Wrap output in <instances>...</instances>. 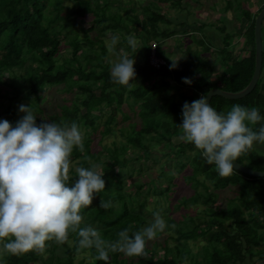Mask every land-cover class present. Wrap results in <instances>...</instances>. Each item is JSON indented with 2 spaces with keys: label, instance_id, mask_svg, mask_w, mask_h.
<instances>
[{
  "label": "trees",
  "instance_id": "obj_1",
  "mask_svg": "<svg viewBox=\"0 0 264 264\" xmlns=\"http://www.w3.org/2000/svg\"><path fill=\"white\" fill-rule=\"evenodd\" d=\"M194 1L204 4V0H0V118L15 122L24 114L19 104L25 103L37 113V122L52 119L79 124L84 148H74L70 173L75 176L76 166L96 163L106 181L105 189L94 196L92 204L81 209L83 224L94 225L105 240L115 241L122 228L136 231L150 223L149 217L161 199L174 203L163 208L168 227L158 232H167V237L163 241L155 239L153 245L147 241L142 254L110 250L108 260H104L94 246H79L78 233L70 230L69 239L63 243L46 241L43 252H4L0 259L5 264H243L250 256L261 258L264 177L235 169L230 175H219L215 164L207 163L201 155L202 150L184 140L179 125L186 100L191 102L219 87L212 79L214 67L203 64L198 57L200 51L191 48L188 61L171 60L165 55L166 39L183 34V29L189 33L204 27L188 19L177 24L164 9H188ZM237 2L243 5L241 0ZM233 4L228 0L225 9ZM262 8L249 26L251 56L235 62V73L229 75L222 89L242 90L253 76L255 19ZM243 9L250 16L251 12ZM90 18L91 26L82 29L83 22ZM113 33L121 38L117 47L138 60L131 86L111 79L106 40ZM129 34L137 37L135 49L127 44ZM153 42H157L155 54L165 60L159 68L150 63ZM173 64L175 67H170ZM72 80L74 89L67 91L66 83ZM259 85L260 80L251 93L238 99L213 96L211 104L223 111L239 103L258 107L264 114ZM185 86L200 94L183 93ZM53 89L67 91L70 96H64L57 109L46 112L43 98ZM261 123L264 121L256 122L254 130L258 131ZM251 149L246 151L249 165L238 162L264 171V155H254ZM150 161L160 165L156 175H152ZM174 167H178L177 172ZM187 169L190 172L182 177L191 186L195 207L179 217L174 213L191 205L185 194H180L177 201L172 196L181 190L176 181L178 173ZM227 188L234 193L233 198L219 203L220 191L228 192ZM150 195L159 196L155 208L145 200ZM101 199L110 201L111 206H100ZM144 200L147 202L142 203ZM170 239L176 243L170 245ZM191 240L202 242L197 252H193ZM158 249H163L164 255Z\"/></svg>",
  "mask_w": 264,
  "mask_h": 264
},
{
  "label": "clouds",
  "instance_id": "obj_2",
  "mask_svg": "<svg viewBox=\"0 0 264 264\" xmlns=\"http://www.w3.org/2000/svg\"><path fill=\"white\" fill-rule=\"evenodd\" d=\"M120 39L113 33L106 40L109 53L117 54L110 76L116 83L131 86L137 76L136 57L118 52ZM127 44L135 49L137 37L127 35ZM184 79L192 83L189 77ZM19 110L24 114L15 122L0 118V255L32 249L43 252L46 241L63 243L70 230L78 233L79 246H94L101 259L108 260L110 250L138 255L148 240L168 227L159 210L141 230L122 228L115 241L105 240L94 225L83 224L81 209L91 205L106 184L104 171L96 163L76 166L75 176L70 173L74 148H84L83 130L76 121L37 122L30 104L20 103ZM259 121H264V114L258 107L237 103L220 111L201 95L183 103L179 125L183 138L202 150L201 155L215 164L219 175L227 176L242 153L254 142H264V123L258 131L250 126ZM100 206L110 207L111 202L101 199ZM0 264L5 261L0 259Z\"/></svg>",
  "mask_w": 264,
  "mask_h": 264
},
{
  "label": "crops",
  "instance_id": "obj_3",
  "mask_svg": "<svg viewBox=\"0 0 264 264\" xmlns=\"http://www.w3.org/2000/svg\"><path fill=\"white\" fill-rule=\"evenodd\" d=\"M241 2L243 8L251 12L250 16H247L245 10L239 5V2H234L233 6L229 9L219 8V6L216 9L208 7L203 13L213 11L217 17L213 21L202 23L204 28L198 29L201 31L199 32L200 37L198 39L200 45L198 43L196 44L197 51H201L202 54H207L208 60L210 61L209 65L214 67L212 79L218 84V88H222L226 84V79L229 75L235 73V62H241L251 56L252 46L248 40L250 34L249 26L254 14L264 6V0H241ZM201 33L208 40L207 42L202 38ZM179 36L182 39L178 41H175L171 37L163 42V46L166 48L165 55L171 60L188 61L190 59L189 50L193 47L187 43L188 41L183 37L184 34H179ZM262 38L264 52V19L262 22ZM221 53L224 54L221 55ZM259 80V92L264 95V61ZM182 91L187 95L198 96L200 94L190 86H185ZM252 148L260 150L264 155V142H254ZM261 251L263 253L261 258L255 255L251 259L250 256L248 261L243 264H264V245Z\"/></svg>",
  "mask_w": 264,
  "mask_h": 264
},
{
  "label": "rangeland",
  "instance_id": "obj_4",
  "mask_svg": "<svg viewBox=\"0 0 264 264\" xmlns=\"http://www.w3.org/2000/svg\"><path fill=\"white\" fill-rule=\"evenodd\" d=\"M227 1L228 0H204V4L203 5H205V6H201L199 3H197V2H193L192 4V6H189V5H186V4H184V6H189L190 8H188V9H186L187 7H183V9H180V8H175V7H173V8H170V7H168V8H165L164 10H166V11H168L169 12V14L173 17L172 19H173V21L175 22V23H183V22H185V21H187V19L190 21V22H198V23H200V24H202V23H204V22H210V21H213V20H215L216 19V15L213 13V11H209L208 13H203L204 11H206V9H207V7H209V8H212V4H214V3H216L217 5H216V7L217 6H219V8H226L227 7ZM206 2H208L209 3V5H206L207 3ZM211 2H213V3H211ZM234 2H236V0L234 1ZM214 9H216V8H214ZM187 13H188V15H187ZM204 14V15H203ZM187 17V18H186ZM92 21H91V18L90 19H88L87 21H84L83 22V27H82V29H84V28H89V26H91V23ZM174 26V25H173ZM195 29V28H194ZM198 29V28H197ZM184 30V29H183ZM183 30H181V32L180 33H183L185 36H183V37H185L186 38V40L188 41L187 43H189L190 45H192V47H193V49L194 50H196L197 51V43H198V39H199V37H200V35H199V32L201 31H197V32H193V33H191V32H189L188 33V29H185L184 31ZM188 33V34H187ZM197 33V34H196ZM182 34V35H183ZM203 33H201V35H202ZM175 41H178V40H180L181 39V36H179V34L178 35H176L175 37H172ZM202 38H204L205 39V41L207 42L208 40L204 37V35H202ZM172 43H173V41H172ZM137 46H138V42H137ZM117 50H118V52L119 53H121V54H124V52H123V49L122 48H120V47H117ZM195 51V52H196ZM200 53V55H198V57L200 58V59H202V60H204L203 62V64H207V65H209V60H208V56H207V54L206 53H204V54H202L201 53V51L199 52ZM226 53V52H225ZM3 54V52H1L0 51V56ZM224 53H221V55H223ZM197 55V54H196ZM109 56H110V58H111V61L112 60H115L116 58H117V54L116 53H109ZM215 57V56H214ZM209 58H211V57H209ZM138 60L136 59V62H137ZM135 62V63H136ZM73 81L74 80H72V81H70V82H68V83H66V90L67 91H69V90H72V89H74V87H73ZM65 92V91H63V90H58V91H56V89H53V90H50V91H47L46 92V95H45V97L43 98V107H44V109H45V111L46 112H49V111H51L53 108H58V106L56 105L58 102H63V100H64V96H66V97H69L70 96V94L68 93V92ZM233 105V104H232ZM232 105H230V106H226L225 108H224V110L223 111H228L231 107H232ZM104 121V120H103ZM250 126L254 129V126H255V124H250ZM185 140V139H184ZM108 141H111L110 139L108 140ZM189 152H191V151H189ZM251 152L254 154V155H263V153L260 151V150H258V149H253L252 148V150H251ZM132 154H130V156H131ZM164 159H161V161H163ZM238 161H242L243 163H245L246 165H249V157H248V153L247 152H244V153H242L241 154V156H239L238 158H237V162ZM151 165H150V167L151 168H153L152 169V175H156L157 174V172L159 171V168H160V165L159 164H154V163H151V161L149 162ZM177 169H178V167H174V171L175 172H177ZM183 173H178V176H177V182L179 183V187L178 188H180L181 190L178 192V193H176V196H172V199H173V201H177L178 200V198H179V195L180 194H185V195H187L188 196V198H187V202H190L189 204L191 205L190 206V208H187V207H185V206H182L181 207V209H178L177 211H176V213H174V211L172 212V213H174L175 215H177V216H179L180 217V215H181V212H183V211H192V208L191 207H195L193 204H195V201H193L192 199V197H190L191 196V194L193 193V191H192V189H191V186H190V184L189 183H187L186 181H185V179L182 177V175H185V174H187V173H189L190 172V170L189 169H187V170H184V171H182ZM127 184L128 185H130V179L127 181ZM165 184H168L167 182H165ZM233 188H237V187H233ZM227 191L228 192H221L220 191V195H221V199H219V203H222V202H224L225 201V199H227L228 197H231V198H233V195H234V193L231 191V192H229L230 191V189L229 188H227ZM157 198H159V196H152V195H150L149 196V198H146L145 200H148V202L147 201H143L142 203H145V202H147V204L150 206V208H155V199H157ZM172 204H174V203H171V204H167L166 203V201L163 199H161V204H159L158 206H156V208H157V210H159L160 212H161V214L163 213V208H165L166 206H169V205H172ZM154 217H153V215H151L150 217H149V221L151 222L152 221V219H153ZM149 224V223H148ZM148 224H146L145 226H147ZM145 226H143V227H145ZM159 233H157V235H156V237L155 238H153V239H151V240H148V242L151 244V245H153V242H154V240L155 239H157V240H159V241H163V239L165 238V237H167V235H168V233L167 232H163L162 234H160V235H158ZM55 241V239H52V243ZM52 243H48L47 244V246H49L50 244H52ZM169 243H170V245H173V244H175L176 243V241L175 240H173V239H170L169 240ZM190 245L192 246V250H193V252H197L198 251V249L201 247V245H202V242H200L199 244H198V242L197 243H194L192 240L190 241ZM159 251V254H161V255H164V251H163V249H158ZM57 252L58 253H62V251L60 250V248H58L57 249ZM205 252H207L206 250H205ZM82 254H80V255H78V257H80ZM46 256H47V253H46ZM143 257V256H142ZM184 264H187V263H184Z\"/></svg>",
  "mask_w": 264,
  "mask_h": 264
},
{
  "label": "water",
  "instance_id": "obj_5",
  "mask_svg": "<svg viewBox=\"0 0 264 264\" xmlns=\"http://www.w3.org/2000/svg\"><path fill=\"white\" fill-rule=\"evenodd\" d=\"M264 19V8H262L255 19V28H254V34H255V69L253 76L249 83L242 89L236 92L228 91L222 88H212L209 90V92L206 94L208 97L209 102L211 103V99L213 96H223L225 98L229 99H238L245 97L249 93H251L254 88L256 87L261 71H262V64H263V38H262V22ZM234 169L239 170L241 172H244L246 174H249L251 176H257V177H264V171L263 170H256L249 166H246L240 162L234 161Z\"/></svg>",
  "mask_w": 264,
  "mask_h": 264
},
{
  "label": "built area",
  "instance_id": "obj_6",
  "mask_svg": "<svg viewBox=\"0 0 264 264\" xmlns=\"http://www.w3.org/2000/svg\"><path fill=\"white\" fill-rule=\"evenodd\" d=\"M157 47V42H153L152 44V53L150 55V63L159 68L161 65L165 63V60L155 54V49Z\"/></svg>",
  "mask_w": 264,
  "mask_h": 264
}]
</instances>
